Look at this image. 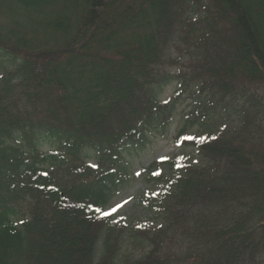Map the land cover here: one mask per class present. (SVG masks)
<instances>
[{
	"label": "trees",
	"instance_id": "trees-1",
	"mask_svg": "<svg viewBox=\"0 0 264 264\" xmlns=\"http://www.w3.org/2000/svg\"><path fill=\"white\" fill-rule=\"evenodd\" d=\"M208 3L0 0V53L16 62L0 75V264H264V107L250 96L264 0ZM176 81L194 104L175 137L198 161L160 162L175 167L160 223L135 229L144 254L121 255L105 208L124 154L170 129L177 98L161 96ZM231 109V130L206 123Z\"/></svg>",
	"mask_w": 264,
	"mask_h": 264
},
{
	"label": "rangeland",
	"instance_id": "rangeland-1",
	"mask_svg": "<svg viewBox=\"0 0 264 264\" xmlns=\"http://www.w3.org/2000/svg\"><path fill=\"white\" fill-rule=\"evenodd\" d=\"M203 7H209L208 0H197ZM196 4L192 3V8L196 9ZM187 60V56H185ZM16 62L9 60L0 53V75L5 71L13 70ZM174 71L187 70L185 64L182 67L172 68ZM194 85V84H193ZM178 81L171 83L162 93V100L168 101L171 98H177L175 101V111L173 114L172 124L165 135L156 133L150 137L149 144L143 150L130 151L124 154L129 165V175L124 185L119 186L113 191L106 211H109L112 218L110 223L121 230V255L129 254L132 257H140L144 254L148 247L143 240V237L137 235L135 229L140 227L157 226L160 223L156 213V198L166 190L165 177L160 174H166L175 171V167L162 164L163 161H175L176 164L184 159H190L194 162L198 160L197 152L191 147H182L178 145V140L175 137L178 130L184 123L188 114L191 112L194 104L192 93L186 90L180 93L178 90ZM195 90V86H191ZM251 97L259 99L264 107V90L254 89ZM257 107H261L257 104ZM235 111V112H234ZM231 109V116L226 119L209 118L206 120L214 131H222L225 126H232L238 123L237 109ZM220 116H224V111H219ZM240 115V114H239ZM260 118V117H259ZM256 124L264 126L263 120L256 119ZM204 130L203 127L194 125L186 130L187 135H198ZM183 142V140L181 139ZM52 148L48 144L43 145L46 151ZM93 163V160H90ZM152 167L153 165H156Z\"/></svg>",
	"mask_w": 264,
	"mask_h": 264
}]
</instances>
